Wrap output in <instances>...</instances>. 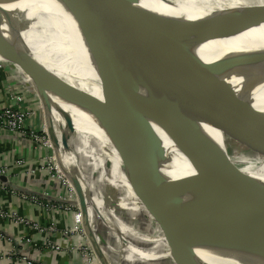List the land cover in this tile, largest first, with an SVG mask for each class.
<instances>
[{
	"label": "water",
	"instance_id": "obj_1",
	"mask_svg": "<svg viewBox=\"0 0 264 264\" xmlns=\"http://www.w3.org/2000/svg\"><path fill=\"white\" fill-rule=\"evenodd\" d=\"M50 3L60 8L62 13L73 21L83 45L95 55L101 80L108 63L107 59L101 58L102 56L94 49V42L108 44L121 57L126 73L132 80L135 78L131 53L143 58L166 74L169 79L170 92L167 83V94L169 93L167 98L170 102L167 105L172 107L178 117L184 157L192 169V175L190 179L188 178L192 204L189 213L184 212L180 218L171 220V215L176 211L172 206L167 207L168 202L164 199L161 207L155 210V214L165 228L164 233L177 264L197 262L195 245L187 240V235L191 232L206 264H264V255L241 254L248 248L241 245L242 238L236 235L227 223L231 215L242 214L247 208L253 209L242 196L249 190H256L261 180L241 173L232 162L229 149L224 143V140L227 143L224 126L233 125L235 121L247 124L264 140V69L238 67L219 57L208 60L205 54L201 53L204 45L172 30L145 0H51ZM38 10L36 5L27 6L25 9H10L7 4L0 5V63L12 65L20 70L21 76L25 75L39 94L38 99L42 101L41 94L49 100V107L53 97L78 104L74 100L77 98L76 93L64 84L63 80H58L55 75L38 72L34 68V64L41 59L35 50L28 46L24 34L30 32L33 24L37 22ZM31 14L33 15L30 16ZM221 19L225 18L219 20ZM262 19L264 18H252L249 21L243 18L239 22L260 26L264 23ZM240 34L241 31L218 29L214 38L236 37ZM64 46L69 47V44L64 41L62 44H54L52 48L57 53V50L64 49ZM149 85L150 92L145 96L150 105L147 110L150 111L155 123L167 126L169 121L165 115L164 105L157 96L159 86L150 82ZM102 88L105 98L108 99L106 105L80 93L78 99L87 109H92L98 114V120L106 128L105 132L110 138L113 135L118 137L119 133L128 130L130 116L128 113H133L135 107L129 106L128 113L124 112L120 106L122 95H118L107 86L102 85ZM146 88L148 89L147 86ZM58 112L63 116L62 109L59 108ZM64 118L67 129L75 132L72 117ZM134 128L130 129L131 135L135 134ZM55 135L57 140L51 145L57 159L61 149L69 150L66 139H69L70 135H66L62 144L58 135L56 133ZM147 138L143 137L146 142L150 141ZM149 143L150 146L156 144L155 140ZM133 144L141 147L138 142ZM135 145L133 146L136 147ZM68 152L71 153L70 150ZM140 152L143 156L149 155L152 158H137L136 155L127 152L119 155L130 161L153 162L161 167L160 163L153 159L154 154L147 146ZM61 161L64 159L61 158ZM71 162L72 167L69 166L68 170L81 179L86 178L79 173L77 162L72 158ZM140 171L136 166L133 170V174L136 175L129 176L133 180L139 199L146 200L160 192L157 188L160 182L156 175H150V186L143 189L141 179L144 175H139ZM64 174L76 189L93 249L101 264H109L106 255L98 246L93 230L91 232L89 229V220L94 218L89 211L92 213V208V211L98 213L101 209L100 190L95 187L91 191L92 185L85 190L86 187L81 185L80 180L76 183L71 176L69 177V173ZM103 180L104 178L100 179L101 184ZM0 181L12 186L6 176H0ZM163 192H166V189H163ZM260 193L264 195V190L260 189ZM166 196L168 199L171 198L169 191ZM88 202L91 204L89 210ZM147 210L154 212L153 208ZM96 234L100 237L98 231Z\"/></svg>",
	"mask_w": 264,
	"mask_h": 264
},
{
	"label": "bare ground",
	"instance_id": "obj_2",
	"mask_svg": "<svg viewBox=\"0 0 264 264\" xmlns=\"http://www.w3.org/2000/svg\"><path fill=\"white\" fill-rule=\"evenodd\" d=\"M40 1L42 2L38 0H0V5L7 4L10 9H25L27 6L34 5L39 9L37 22L33 24L30 32L24 34L28 46L34 49L41 59L40 62L34 64V68L38 72L55 75L58 80H63L64 83L67 82L80 89L81 81L101 87V96L108 102L102 89V85L107 86L118 95H122L120 106L124 112L128 113L129 106L135 107L133 113H128L130 114L128 130L119 133L118 137L113 135L110 138L105 134L106 128L100 124L99 120L93 119L88 111L57 97L52 98L51 107H49V100L40 94L44 100L48 121L67 127L64 116L72 117L76 138L81 134H88L91 137L104 139L118 149H132L131 151L143 158H152L149 155L143 156L140 152L147 146L148 150L154 154L153 159L160 163L169 175L190 179L192 169L184 157L182 136L177 123L178 117L164 106L168 125L162 126L160 123H155L150 116V111L147 110L150 105L145 96H148L150 91L142 90L137 82V77H139L148 83H157L159 88L167 94V83L168 88L170 85L166 74L157 70L140 56L131 53L135 78L132 80L126 73L121 57L108 44L94 42V49L102 56L101 58H106L108 63L101 80L96 65H93L89 58L90 50L83 45L73 21L62 13L60 8L52 5L51 0ZM145 1L170 25L172 30L204 45L201 53L205 54L208 60L219 57L238 67L264 69V23L259 26L239 22L243 18L249 21L252 18H264V0ZM222 17L225 19L219 20ZM218 29L241 31V34L236 37L214 38ZM64 41L69 44V47L64 46L65 48L57 50V53L56 50L53 51L54 44H62ZM48 95L50 96L49 92ZM157 96L161 97L159 94ZM59 108L62 109L63 116L58 112ZM131 128L135 129V134L131 135ZM144 136L152 142L155 140L156 144L150 146V141L146 142L143 139ZM49 142L53 144L50 139ZM137 142L140 143V148L133 144ZM66 151L69 150L66 149ZM79 173L84 175L80 168ZM73 179L76 183L80 180L81 185L83 187L85 185V190L88 188L85 178L81 179L73 175ZM249 192H246L242 199L253 209L247 208V211L242 214L231 215L227 223L236 235L242 238L241 245L248 248L241 253L242 255H264V195L260 192L256 194L252 190ZM188 239L196 242L193 235H187Z\"/></svg>",
	"mask_w": 264,
	"mask_h": 264
},
{
	"label": "rangeland",
	"instance_id": "obj_3",
	"mask_svg": "<svg viewBox=\"0 0 264 264\" xmlns=\"http://www.w3.org/2000/svg\"><path fill=\"white\" fill-rule=\"evenodd\" d=\"M89 58L92 60V64L96 65L97 69H99L95 55L91 51L89 52ZM6 66L12 73L20 75L21 72L16 67L12 65ZM3 71L4 70L0 69V74L4 73ZM9 76L10 75L6 78L8 79ZM22 77L26 78L25 75ZM137 78L139 87L141 86L140 88L142 90L150 91L148 87L150 86L149 83L142 78ZM28 81L30 80L28 79L27 82ZM20 83L21 87L18 88V91L15 90L18 94L15 93L13 96L22 95L26 99L28 96L27 101H29V99L32 101L30 113L34 116L33 120H36V123L39 122L40 125L43 126L39 129V131H41L40 133L47 137L48 142L49 139H51L54 143L57 137L56 135L52 137L49 135L47 136V132L45 131L46 124L42 114L44 111L40 108L42 105L41 101L38 99V102L34 98H39V94L35 91L31 83L28 82L27 84L25 81L23 82V80H20ZM66 83L67 82L64 84ZM67 86L69 88L71 86L73 92L76 93L75 96L77 98L74 100H76L78 104H74L83 110H87L93 119L98 120V114L92 109H87L86 105L82 101H79L78 98H80V94L83 96L89 95L94 101L102 102L106 105L107 101L101 96V87H96L94 84L86 81L80 82L81 89L69 83H67ZM159 89L158 94L161 95L160 98L163 105L165 104L166 107L175 114L176 112L172 110V107H168L170 99L168 101L167 94L163 89ZM30 103L31 102H29V104ZM54 125L55 132L61 144L66 135H70V138L66 139V143L69 146L72 159L77 162L76 166L83 171V176L86 177L85 180L87 179L86 184L88 186L90 184L92 185L90 190H94L95 187L97 190H100L101 200L99 206L101 207L100 212L104 213V215L99 211L98 213L92 211L91 208L92 213L89 211V214L91 216L93 215L95 223L92 224L89 220V227L91 232L92 229H97L99 232L100 240L103 243H101V245L104 246V252L110 260H107L108 263L117 264V261L119 264H177L178 262L176 258L173 257L165 236V228L162 223L158 221L159 219L156 217L155 210L159 209L164 199H166L165 201L168 202L167 207L172 206L176 211L174 212L175 214L171 215V220L180 218V215L184 212L189 213L192 204V193L190 191L188 178H181L182 176L173 177L169 175L163 167H158L153 162L130 161L119 155V153L122 152V154H124L127 152L136 155L137 158L143 157L131 150L118 149L104 139L91 137L88 134H81L76 138V133L71 132L65 125L50 122V133ZM224 131L227 140V143L225 140L224 143L228 147L231 160L236 165L237 169L245 175H250L261 180L256 190H252L258 194L260 189L264 187V140L254 129L243 122L235 121L233 125L227 124L224 126ZM105 134L108 136L106 132ZM65 152L69 158L70 155L66 149ZM49 161L52 167L59 170L57 159L54 156L50 157ZM70 164L72 165V162L67 163L66 167H72ZM136 166L141 170L139 175H144L141 179V186L143 189H147L148 186H150V175H156V178H158L160 182L157 184V188L160 192L153 194V196H149L146 200L139 199L134 188L133 180L129 176L136 175L133 174L134 167ZM62 174L64 175V173ZM70 176L73 179V174L69 175V177ZM101 178H104L102 184L100 183ZM185 179L187 180L185 181ZM111 182L114 183L112 184ZM72 187L76 190L74 185H72ZM163 189H166V192H163ZM168 191L171 195L169 199L166 198ZM249 193L252 194L251 192ZM73 202L75 203V200H73ZM95 203L98 204L97 201ZM90 207L91 204L88 202L87 209L89 210ZM148 208H153L154 212H149L147 210ZM188 235L194 236L192 232L188 233ZM122 237H125V241ZM120 238L121 240H119ZM192 244L195 245L198 257L197 262L193 264H206L196 242L192 241ZM117 253L119 255H117Z\"/></svg>",
	"mask_w": 264,
	"mask_h": 264
},
{
	"label": "crops",
	"instance_id": "obj_4",
	"mask_svg": "<svg viewBox=\"0 0 264 264\" xmlns=\"http://www.w3.org/2000/svg\"><path fill=\"white\" fill-rule=\"evenodd\" d=\"M0 69L4 70V73L0 74V108H2L12 102L11 97L13 94H18V88L21 87L20 80L28 84V79L23 78L21 74L16 75L12 73L4 64H0ZM8 75L10 76L7 79ZM34 98L38 101L37 97ZM24 99L21 105L23 108L30 110L32 101L30 99L27 101L28 96L27 99ZM41 100L42 105L40 108L44 111L42 114L46 124L45 131L52 137L56 133L54 130L55 125L50 133V122L52 121H48L42 97ZM29 102L31 103L29 104ZM27 126L38 132H41L39 129L43 127L39 122L36 123V120H33V118L29 120ZM61 150V154L57 157L59 159V169L62 173L67 172L69 175H72L73 173H70L68 167H66V164L71 162L72 155L68 152L70 155L68 158L65 149ZM51 155L55 157L53 147L41 146L28 138L20 139L0 129V173L6 172V177L12 183V186H8V192H0V206L4 207L7 211L17 213L23 218L30 219L34 223L40 222L44 227H47L52 219H55L58 220L61 228H65L66 223H69L71 215V213L65 210V207L71 205L64 199L65 188L61 183L50 180L49 172L40 173L38 171L39 169L41 171V168L46 166V162L52 157ZM61 158L64 159L63 162ZM19 162L24 163L20 165L18 164ZM33 170L36 172L35 174H31ZM111 183L113 184L114 182ZM46 193L49 195L48 199L44 197ZM34 198H38L39 201L44 202L48 200L53 204H58L57 201L60 199L66 201V205L64 204L63 209L58 207L59 210L46 214L42 212L39 205L34 203L32 200ZM12 239H15L17 242V247L12 242ZM48 240L57 242L59 241V235L57 236L56 233L40 234L34 231L31 226L17 225L14 222L11 223L9 220L0 218V264H27L20 260L21 257L30 258L37 264H83L80 253L64 257L63 254H59L47 247L46 243Z\"/></svg>",
	"mask_w": 264,
	"mask_h": 264
},
{
	"label": "built area",
	"instance_id": "obj_5",
	"mask_svg": "<svg viewBox=\"0 0 264 264\" xmlns=\"http://www.w3.org/2000/svg\"><path fill=\"white\" fill-rule=\"evenodd\" d=\"M12 102L5 107L0 108V129L4 130L6 133H9L15 137L20 139H31V141L36 142L37 144L45 147L52 148V145L47 141V137L42 135L40 132H37L33 128H28L27 124L29 120L34 118L31 115L29 109L23 108L21 105L24 101V96H13L12 95ZM40 133V134H39ZM43 136V137H41ZM24 162H19L18 164L23 165ZM60 170V169H59ZM56 170L54 167L51 166V163L48 159L46 162V166H43L38 170L40 173L42 172H49V179L55 182H59L65 188V197L64 199L67 200L69 207H65V210L68 213H71L69 223H66L65 228H61L59 226L58 220L52 219L51 222L48 223L47 227H44L42 223L36 222L34 223L30 219L23 218L19 216L17 213L7 211L4 207L0 206V218L6 219L14 222L17 225H22L26 227H30L40 233V234H51L56 233L57 236L59 235V241L52 242L50 240L47 241L46 245L51 250L63 254L65 256H73L77 255L78 253L81 254L83 264H101L99 257L97 256L96 252L93 249L92 242L87 235V230L85 226V219L83 212L78 204V196L76 190L72 187L71 183L69 182L68 178L61 173V171ZM32 172V173H31ZM31 174H35L36 172L33 170ZM0 176H6V172H1ZM33 176V175H31ZM9 187L8 185L2 183L0 181V192H8ZM46 199L49 198V195L46 193L44 194ZM35 204L39 205L42 209V212L48 214L54 212L55 210H59L58 207L63 209L65 206L66 201L58 200V204H53L52 202L48 201H39L38 198L32 199ZM77 202V205L72 204ZM70 201V202H69ZM65 204V205H64ZM91 223H95V219H90ZM96 226V225H95ZM95 234V239L98 243V246L101 248L102 252L106 255L107 260H109L107 254L104 252V246L101 245L100 237L96 234L97 229H92ZM123 236V235H121ZM125 241V237H122ZM121 240V238L119 239ZM29 241V240H28ZM12 242L17 247L18 244L15 239H12ZM18 243H20L18 241ZM103 244V243H102ZM117 255H119L117 253ZM20 260L27 264H37L34 263L30 258L21 257ZM110 261V260H109ZM117 264H119L116 261Z\"/></svg>",
	"mask_w": 264,
	"mask_h": 264
}]
</instances>
